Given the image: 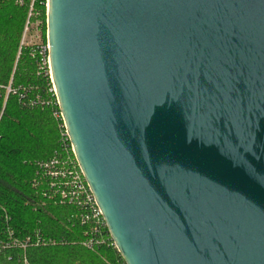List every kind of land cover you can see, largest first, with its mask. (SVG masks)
<instances>
[{
	"label": "water",
	"instance_id": "95a60500",
	"mask_svg": "<svg viewBox=\"0 0 264 264\" xmlns=\"http://www.w3.org/2000/svg\"><path fill=\"white\" fill-rule=\"evenodd\" d=\"M44 17L124 264H264V0H47Z\"/></svg>",
	"mask_w": 264,
	"mask_h": 264
},
{
	"label": "trees",
	"instance_id": "16d2710c",
	"mask_svg": "<svg viewBox=\"0 0 264 264\" xmlns=\"http://www.w3.org/2000/svg\"><path fill=\"white\" fill-rule=\"evenodd\" d=\"M29 3L0 0V243L9 244L0 246V264H124L109 240L83 246L77 210L31 186L36 162L58 148L61 121L47 69L31 55L35 45L20 43ZM44 16L45 0H33L28 19L40 22L42 42Z\"/></svg>",
	"mask_w": 264,
	"mask_h": 264
},
{
	"label": "built area",
	"instance_id": "2783aa9c",
	"mask_svg": "<svg viewBox=\"0 0 264 264\" xmlns=\"http://www.w3.org/2000/svg\"><path fill=\"white\" fill-rule=\"evenodd\" d=\"M33 0H30L28 17L31 15V4ZM47 0H45V14H46ZM24 21L22 28V35L20 43L25 45H35L34 51L31 55L36 54L39 58L40 68L47 69V74L51 82V90L54 94L55 91L52 85L49 68L48 58V45L46 40V28H45V41L42 42L40 22L38 19ZM28 32H31L30 39L26 41L25 36ZM39 38V39H38ZM10 87H6V93ZM36 99V97H35ZM57 105V100L55 99ZM53 114L60 119V137L57 150H55L49 158L39 160L36 162V171L34 178L32 179L31 186L35 189L37 196H42L46 201L51 203L58 202L59 204L72 205L76 210V218L79 224L83 228V239L81 244L88 249H93L98 244L104 243L109 240L111 245L114 246L113 240L110 237L100 208L85 180L82 170L78 164V161L73 153V148L70 143L67 130L64 127V123L61 118V114L57 105V111ZM41 239L38 238L37 241ZM0 246L8 247V243H0ZM24 248V244H19ZM115 247V246H114Z\"/></svg>",
	"mask_w": 264,
	"mask_h": 264
},
{
	"label": "rangeland",
	"instance_id": "374dc122",
	"mask_svg": "<svg viewBox=\"0 0 264 264\" xmlns=\"http://www.w3.org/2000/svg\"><path fill=\"white\" fill-rule=\"evenodd\" d=\"M30 36H31V32H28V33L26 34V36H25L26 41L30 39ZM38 39H39V38H38Z\"/></svg>",
	"mask_w": 264,
	"mask_h": 264
}]
</instances>
